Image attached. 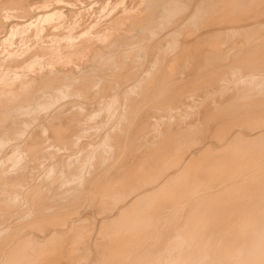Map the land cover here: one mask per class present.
Segmentation results:
<instances>
[{"label":"bare ground","instance_id":"bare-ground-1","mask_svg":"<svg viewBox=\"0 0 264 264\" xmlns=\"http://www.w3.org/2000/svg\"><path fill=\"white\" fill-rule=\"evenodd\" d=\"M192 1L0 0V264H264V0Z\"/></svg>","mask_w":264,"mask_h":264},{"label":"rangeland","instance_id":"rangeland-1","mask_svg":"<svg viewBox=\"0 0 264 264\" xmlns=\"http://www.w3.org/2000/svg\"><path fill=\"white\" fill-rule=\"evenodd\" d=\"M69 1H70V0H69ZM71 1H72V0H71ZM195 1H198V0H193L192 2L196 3ZM79 2H80V1H79ZM79 4H82V2L79 3ZM91 5H92V6L90 7V9H88V11H90L91 8L93 7V8H92L93 11H91L92 13L90 12L91 14L88 13V15H87L86 13H87L88 11H87V10H86V12L84 11L85 14H86L88 17L85 16L84 13H83V14H80V15H79L80 17L78 16V18L75 17L76 21L79 20V21L77 22V24H76L77 27H78V26H84V25H86V23H88V22H89V24H90V23H93V22L95 21V19H96V20L99 19V15H100V14L98 13V11H99V12H102V11H103V10L100 11V4L98 5L97 2H96V3H93V4H91ZM157 7L159 8V6H156L155 9H158ZM160 8L163 9V8L161 7V5H160ZM97 9H98V10H97ZM182 9H184V8H182ZM186 9H187V8H186ZM188 9H189V10H192V8L190 9V7H189ZM96 11H97V12H96ZM155 11H156V10H155ZM157 11H160V9H158ZM183 11H184V10H182V11H180V12L183 13V16H184V14H186V13H184ZM94 12L97 14V15L95 14V15H96V18H95V15H93ZM180 12H179V14H177V15L180 16ZM167 14H168V13H167ZM83 15H84V16H83ZM177 15H176V18H177V19H181V18L183 17V16H182V17L180 16V18H178ZM90 16H91V18H90ZM172 16H173V15H172ZM172 16H171V17H172ZM174 16H175V15H174ZM81 17H82V20H81ZM84 17L86 18L85 21H84ZM163 17L166 18L165 16H163ZM87 18H88V19H87ZM93 18H94V19H93ZM158 18H159V17H158ZM172 18H173L172 20H176V18H174V17H172ZM62 19H63V20H62ZM92 19H93V21H92ZM156 19H157V18H156ZM169 19H170V17H169ZM169 19H167V20H168L169 22L171 21V23H172V20H169ZM60 20H61V21H60ZM60 20H59V22H61V23L63 24L61 27L64 28L63 26L66 25L65 23H63V22L65 21V19H64V18H61ZM80 20H81V21H80ZM88 20H89V21H88ZM157 20L159 21V19H157ZM160 20L163 21L164 19L162 20V19L160 18ZM167 20H165V22H161V21H160L159 23H161V24H159V25H158V22H157V26H159V27H157V28H158L157 30H156V29L154 30V33H155V31L157 32L158 30H161V29L163 28V27H162V28L160 29V25H161V26H164L165 24H166V25H167V24H170ZM66 21H67V20H66ZM84 22H85L84 25L81 24V23H84ZM66 23H67V22H66ZM79 23H80V24H79ZM173 23H174V22H173ZM78 24H79V25H78ZM89 24H87V25H89ZM162 24H163V25H162ZM172 25H173V24H172ZM167 26H168V25H167ZM169 26H170V25H169ZM169 26H168V27H169ZM174 26H175V25H174ZM174 26H173V27H174ZM165 27H166V26H164V28H165ZM170 27H172V26H170ZM164 28H163V29H164ZM165 29H166V28H165ZM153 35H155V34H153ZM151 37H152V34H151ZM99 56H100V57H103V55H102V56L99 55ZM99 56H98V58H100ZM96 58H97V57H96ZM87 59H89V61L91 62L90 58H87ZM90 62H88V61L86 62V61H85V66H87L88 63H90ZM65 63H66V64H65ZM65 63H63V65L69 66V65L71 64L70 62H65ZM86 63H87V65H86ZM58 64H59V63H58ZM67 64H68V65H67ZM56 66H58V65H55V66H53V67L56 68ZM78 68H79V67H77L76 70H77ZM229 90H230V89H229ZM226 94H227V93H226ZM226 94H225V95H226ZM225 95H224V96H225ZM68 97H69V96H66L65 101L69 99ZM60 99H63V100H64V96L61 97ZM65 101H61V103H62V102L64 103ZM57 102L60 103V100L58 101V99H57ZM57 102H56V105H51V107H50L51 110L57 108V105H59V106L61 105V103H60V104H59V103L57 104ZM54 104H55V103H54ZM47 106H48V105H47ZM50 108H48L49 110H47L46 107H45V108L43 107L42 109H44V111H41L42 109H41V110L39 109V111H40L39 113H42V114H40V116H42L43 114H46V112H48V111L50 112ZM45 109H46V112H45ZM43 112H44V113H43ZM100 112H101V111H100ZM47 114H48V113H47ZM182 118H183V117H182ZM36 119H37V118H36ZM38 120H39V117H38ZM37 122H38L37 120H36V122H35V120H34L33 123H37ZM89 128H90V127H89ZM91 130L93 131L94 128L91 127V128H90V131H91ZM92 131H91V132H92ZM38 166H39L38 169H40V168L43 167L42 165H38ZM38 166H37V167H38ZM41 166H42V167H41ZM44 168H45V167H43V170H42V169L38 170V169L36 168V170H37V171H35V172H36V175L38 174V171L40 172V175H37V176L34 175V176H35V179H36V178L38 179V178L43 174ZM12 169H13V168H12ZM12 169H11V170H12ZM41 171H42V172H41ZM44 172H45V171H44ZM38 176H39V177H38ZM19 200H20V199H19ZM19 200H18V201H19ZM15 204H17V205L20 206V205L23 204V203H22V201H21V203H19V202H18V203H17V202L14 203L13 206H12V207H14V210H15L16 208H20L19 206H18V207L14 206ZM23 205H24V204H23ZM21 207H23V206H21ZM15 216H16V215H15ZM12 217H13V216H12ZM12 217H9V219L12 218ZM13 218H14V217H13ZM7 220H8V218H7L5 221H7Z\"/></svg>","mask_w":264,"mask_h":264}]
</instances>
